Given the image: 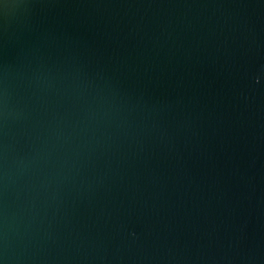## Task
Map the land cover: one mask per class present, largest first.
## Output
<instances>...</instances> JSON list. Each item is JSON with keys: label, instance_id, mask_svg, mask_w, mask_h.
Wrapping results in <instances>:
<instances>
[{"label": "water", "instance_id": "95a60500", "mask_svg": "<svg viewBox=\"0 0 264 264\" xmlns=\"http://www.w3.org/2000/svg\"><path fill=\"white\" fill-rule=\"evenodd\" d=\"M0 264H264V0H0Z\"/></svg>", "mask_w": 264, "mask_h": 264}]
</instances>
